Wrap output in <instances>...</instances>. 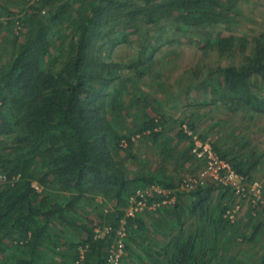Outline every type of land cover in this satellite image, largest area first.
I'll return each mask as SVG.
<instances>
[{
  "label": "trees",
  "instance_id": "trees-1",
  "mask_svg": "<svg viewBox=\"0 0 264 264\" xmlns=\"http://www.w3.org/2000/svg\"><path fill=\"white\" fill-rule=\"evenodd\" d=\"M262 14L264 0H0V264H264V202L217 180L182 189L197 139L246 182L264 172ZM183 40L200 54L177 90ZM152 185L176 200L137 194Z\"/></svg>",
  "mask_w": 264,
  "mask_h": 264
},
{
  "label": "built area",
  "instance_id": "built-area-1",
  "mask_svg": "<svg viewBox=\"0 0 264 264\" xmlns=\"http://www.w3.org/2000/svg\"><path fill=\"white\" fill-rule=\"evenodd\" d=\"M193 152L196 154L197 158H199L202 165L199 167L196 174H191L184 179L182 189H191L198 184H204L206 181L217 180L223 185L233 189L238 195L250 197L254 202H264L262 183L259 180L246 182L245 176L237 172L227 159L221 157L213 149L210 143L202 142L201 140L197 139L193 148ZM0 177L4 178L3 175H0ZM155 193L166 195L167 199H165L164 202H172L176 200V196H170L171 190L164 189L158 185H152L150 188L144 191L138 190L137 192V194H140V196L143 197ZM133 200H135V198ZM145 205L146 199H141L135 204L131 205L128 208V212L132 215L136 211L142 210ZM238 208L239 206L237 205L236 208H234L232 211H229L228 217L230 219H234V212ZM96 230L98 232L101 231L100 228H97ZM108 230L109 229L107 228L106 231ZM118 233L120 235V238L118 239L119 245L117 247L114 245V254L110 257V259L114 261L119 260V258H121V256L125 253L123 242V236L125 233L122 229L119 230ZM83 252L84 251L82 250V253Z\"/></svg>",
  "mask_w": 264,
  "mask_h": 264
},
{
  "label": "rangeland",
  "instance_id": "rangeland-1",
  "mask_svg": "<svg viewBox=\"0 0 264 264\" xmlns=\"http://www.w3.org/2000/svg\"><path fill=\"white\" fill-rule=\"evenodd\" d=\"M253 12H254L255 16H260L262 11H260L258 9H254ZM262 16H264V14H262ZM177 46H178L179 52L175 55L176 59L173 58L172 62H174V60H175L179 64V67L173 72L172 79L177 81V83H176L177 86H175V87L178 90L182 86L181 85L182 84V73L188 69V66H191L192 64H194V62L197 60L200 53L197 50L196 46L194 44H192L190 41L183 40ZM168 48H166V49H168ZM171 51H172V49L170 48V52ZM166 96L167 95L164 94L165 98H167ZM176 112H178V111H176ZM176 115L178 117L180 115V113L178 112V113H176ZM259 177L260 178H258L257 180L264 179V172H262V175H259Z\"/></svg>",
  "mask_w": 264,
  "mask_h": 264
}]
</instances>
